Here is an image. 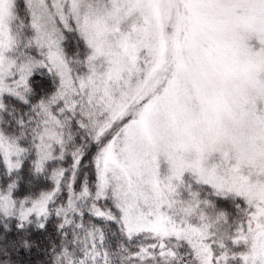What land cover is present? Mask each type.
<instances>
[{"label": "snow or ice", "instance_id": "6c2138e0", "mask_svg": "<svg viewBox=\"0 0 264 264\" xmlns=\"http://www.w3.org/2000/svg\"><path fill=\"white\" fill-rule=\"evenodd\" d=\"M0 264H264V0H0Z\"/></svg>", "mask_w": 264, "mask_h": 264}]
</instances>
